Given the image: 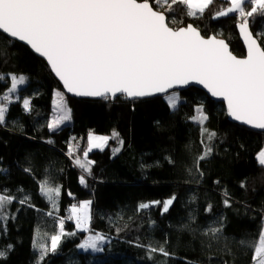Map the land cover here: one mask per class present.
I'll use <instances>...</instances> for the list:
<instances>
[{
    "label": "trees",
    "instance_id": "1",
    "mask_svg": "<svg viewBox=\"0 0 264 264\" xmlns=\"http://www.w3.org/2000/svg\"><path fill=\"white\" fill-rule=\"evenodd\" d=\"M227 6L226 0H214L202 15L190 17L183 5L176 4L166 15L176 17L172 27L194 24L205 37L222 36L233 53L244 58L238 13L212 18ZM248 19L264 46V37L258 36L264 32V17ZM0 74L8 81L0 82V94L10 87L8 74L23 75L27 83L20 95L31 101L30 113L23 110L22 100L10 104L6 124L0 125V168L7 170L0 173V190L17 201L27 194L33 205L14 201L6 207L9 219L6 233L0 231V247L9 243L13 247L0 264H37V247L50 246L48 237L59 231L58 218L64 219L65 232L76 234L63 236L57 251L49 252L42 264H251L254 250L241 241H258L264 225V166L256 160L264 149V133L233 123L223 104L197 89L174 92L180 97L176 109L168 106L167 96L105 101L66 95L71 121L50 132L46 121L54 114L55 93L65 92L48 64L0 34ZM198 108L207 116L203 127L216 133L212 154L200 162L203 176L195 163L204 149L201 141L207 143L201 126L192 119ZM113 130L124 141L118 153L112 152L120 146L112 139L105 150L89 153L94 162L91 174L74 164L76 156L83 161L89 132L111 137ZM69 143L79 145L71 158ZM26 167L31 171L25 172ZM81 175L87 186L80 183ZM45 178L61 189L52 216L47 215L53 211L51 204L38 187ZM172 196L176 199L167 213L162 212V204L137 210L140 203L163 202ZM225 199L230 206H225ZM88 200L92 202L90 232L109 241L98 254L78 248L88 233L77 231L68 219L73 204ZM221 226L215 237L205 234L208 228ZM149 243L164 246L171 255L155 253L150 260L145 247L137 246Z\"/></svg>",
    "mask_w": 264,
    "mask_h": 264
},
{
    "label": "snow or ice",
    "instance_id": "2",
    "mask_svg": "<svg viewBox=\"0 0 264 264\" xmlns=\"http://www.w3.org/2000/svg\"><path fill=\"white\" fill-rule=\"evenodd\" d=\"M226 2L229 6L221 8L212 18L238 13L239 32L247 46L245 58L233 55L223 39L204 38L191 24L179 28L170 26L176 23V17H169L166 12L172 13L173 5H183L186 14L195 17L197 13L202 15L214 0H152L151 3L150 0H0V34L29 45L46 60L66 92L75 96L105 101L114 100L118 95L137 99L168 93L169 89L194 83L202 85L213 97L223 99L227 114L233 120L264 130V46L254 38L248 19L257 14L264 17V0ZM258 36L264 37V32ZM8 75L10 87L0 94V125L6 124L9 105L14 102L22 100L23 110L31 112L30 99L20 95L21 86L27 83L26 77ZM0 82L8 83L5 75L0 74ZM55 95V115L46 121L50 132L71 120L64 93L56 91ZM166 99L168 106L176 109L177 95L171 93ZM196 111L198 115L192 119L201 126V135L207 136V143L201 141L203 152L195 161L196 170L203 176L200 162L212 154L211 141L216 133L203 127L207 116L199 108ZM119 135L115 130L111 137L89 132L84 159L76 156L74 164L91 174L94 162L88 159L89 152L93 149L103 151L113 139L120 147L113 148L112 152L118 153L124 145ZM78 148V144L69 143L67 155L73 157ZM256 160L264 166V149L258 152ZM169 163L175 161L169 159ZM6 171L0 168V173ZM24 171L30 172L31 169L26 167ZM80 183L87 186L83 175ZM38 187L40 194L51 204L53 211L47 215L52 216L58 210L61 189L47 178L38 181ZM29 199L25 194L17 201V197L9 195L7 190H0V231H7L9 213L5 211L6 207L14 201L33 207ZM175 199L172 196L163 202L140 203L137 210L162 204V212L167 213ZM224 203L226 207L230 206L227 199ZM91 204L88 200L71 206L68 219L75 222L79 232H90ZM207 210H211V205ZM64 223V219L58 218L59 231L48 237L50 246L40 244L37 247V264H42L49 252L57 251L63 236L76 234L65 232ZM221 230L222 226L210 227L205 234L211 233L215 237ZM106 241L107 237L96 232L84 238L78 248L99 253ZM241 243L254 250L251 264H264V225L258 241ZM137 246L145 247L150 260L155 253L164 257L171 255L162 245ZM12 247L10 243L0 247V259H6Z\"/></svg>",
    "mask_w": 264,
    "mask_h": 264
},
{
    "label": "water",
    "instance_id": "3",
    "mask_svg": "<svg viewBox=\"0 0 264 264\" xmlns=\"http://www.w3.org/2000/svg\"><path fill=\"white\" fill-rule=\"evenodd\" d=\"M191 25H192L193 27L197 28L194 24H191ZM197 29H198V31L201 33V35L204 36V35L202 34V31H201L199 28H197ZM249 29H250V31L252 32V29H251L250 25H249ZM237 33H238V36H239V39H240L242 45H243L244 48H245L246 55H247V46H246V44L244 43L243 37L241 36V34H240V32H239V24L237 25ZM252 33H253V32H252ZM253 36H254V38H257V37L254 35V33H253ZM211 37H216L217 39H223V40L228 44V46H229V51H230L233 55H235L237 58H240V57H238L236 54L233 53L232 48H231L230 44L227 42L226 39H224V38H222V37H219V36H216V35H212V36H210V37H205V36H204V38H206V39H207V38H211ZM9 39H11V40H13V41H16V42H18V43H20V44L26 46V47L29 48V49L31 50V52L34 53L38 58H40V59H42V60H44V61L46 62V60H45L43 57L39 56L38 53H35L34 50H32L31 47H30L29 45L25 44L24 42L17 41V40H15L14 38H9ZM259 42H260V41H259ZM245 57H246V56H245ZM245 57H244V58H245ZM46 63H47V62H46ZM48 66H49V65H48ZM49 68H50V66H49ZM54 76H55V75H54ZM55 78H56V77H55ZM56 79L58 80V78H56ZM58 82L60 83V85H61L62 88H63L62 83H61L59 80H58ZM190 89H197V90L203 92L205 95H207V97H208L209 99H211L213 102L223 104V105L225 106V109H226V112H227V104H226V102H225L223 99H221V98H217V97H213V96H212V95H211V94H210L205 88H203L202 85H197V84H194V83H192V84H188V85H184V86H177V87H175V88H173V89H169L168 93L156 94V95L149 96V97H144V98H137V99H128V98H127V99L130 100V101L153 99V98H158V97H165V96H167V95H169V94H171V93H174V92H184V91H187V90H190ZM63 90H64L65 94H66L68 97H71V98H75V99H88V100H103V99H101V98H96V97H78V96H75V95H73V94H71V93H67L66 90H65L64 88H63ZM118 97H124V96H122V95H118ZM118 97H117V98H118ZM227 116H228V118H229L233 123H236V124H238V125H240V126H243V127H245V128H248V129H250V130H252V131H256V132L264 133V130L254 129V128L248 126V125L242 124V123L239 122V121H235V120H233L228 114H227Z\"/></svg>",
    "mask_w": 264,
    "mask_h": 264
},
{
    "label": "rangeland",
    "instance_id": "4",
    "mask_svg": "<svg viewBox=\"0 0 264 264\" xmlns=\"http://www.w3.org/2000/svg\"><path fill=\"white\" fill-rule=\"evenodd\" d=\"M198 14V13H197ZM219 37H222V36H219ZM26 85V84H25ZM25 85H23V86H21V88H23ZM64 95H65V102H66V105H67V107L69 108V106H68V101H67V96H66V94L64 93ZM168 96V95H167ZM177 97H178V102L180 101V97L177 95ZM177 102V106H178V103ZM55 103H56V95L54 96V105H55ZM53 109H54V107H53ZM70 109V108H69ZM55 115V110H54V114H53V116ZM71 121V120H70ZM70 121H66L63 125H61V127L62 126H64V125H66V124H68ZM93 134H95V133H93ZM95 135H99V134H95ZM110 137V136H109ZM112 139H110L109 140V142H108V145H109V143H110V141H111ZM108 146H106L105 148H104V150L107 148ZM117 147H120V146H117ZM101 151V150H99V149H93L91 152H93V151ZM78 151V150H77ZM77 151H76V153H77ZM90 153V152H89ZM84 159V158H83ZM91 221H92V204H91ZM90 228H91V222H90ZM89 234H92L91 232L90 233H88V235ZM108 240L106 241V243L102 246L103 247V249H104V247H105V245H107L108 244ZM81 251H83V252H90V253H92V254H98L97 252H93V251H91V250H88V251H84V250H81ZM103 252V251H102ZM99 253H101V252H99Z\"/></svg>",
    "mask_w": 264,
    "mask_h": 264
}]
</instances>
